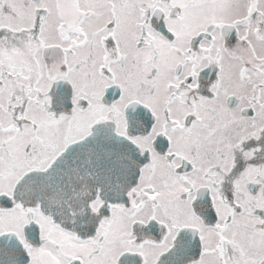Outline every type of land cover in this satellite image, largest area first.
I'll return each instance as SVG.
<instances>
[{
    "label": "snow or ice",
    "instance_id": "6c2138e0",
    "mask_svg": "<svg viewBox=\"0 0 264 264\" xmlns=\"http://www.w3.org/2000/svg\"><path fill=\"white\" fill-rule=\"evenodd\" d=\"M0 264H264V0H0Z\"/></svg>",
    "mask_w": 264,
    "mask_h": 264
}]
</instances>
